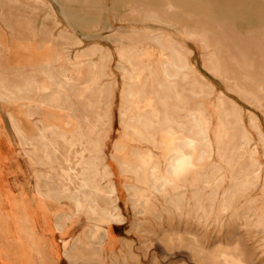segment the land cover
I'll use <instances>...</instances> for the list:
<instances>
[{
    "label": "rangeland",
    "instance_id": "1",
    "mask_svg": "<svg viewBox=\"0 0 264 264\" xmlns=\"http://www.w3.org/2000/svg\"><path fill=\"white\" fill-rule=\"evenodd\" d=\"M3 1H6L5 3L6 5L8 4V6L11 4L13 7H18V9H12V12L15 14L16 12L23 13L24 5L35 7L37 15H35L34 19H32L34 25L36 27L45 26V28H50L52 35L49 38L32 36L26 26L19 32L16 30L12 32L6 31L0 19V110L6 116L9 131L8 133H5L4 127L0 124V264H213V259L221 262V255L223 252H227L228 259L229 254L234 250L231 245V243H233L234 236L238 239V251L242 254V258L246 260L248 264H264V214L262 213L264 212V193L261 192H264V186L262 185L264 179L260 178L258 182L251 186L247 191L237 193L233 196L228 209L221 206L223 199L227 198V188L232 185L233 182L230 178H227V176H229L227 175V165L225 166L221 160V155L227 154L228 148L227 136H222L218 133L220 132L219 120L221 119V106L219 105L218 94L220 93L219 96H225L226 99L228 97L234 102L233 104L241 110V124L249 134V139L248 142H246V145L249 150H253V152H255L259 168H261V173L264 172V157L262 152L263 148L259 145V137L257 133H260L263 138L264 97H262L261 100H255L242 94L239 89L229 90L231 88L222 78L213 74L211 71L209 72V70L204 66L203 59L206 52H203L198 44H195L191 39H181L178 37L175 27L171 29L168 28L167 31L175 39L181 41L192 50L190 61L193 63L194 69L197 73L208 82L212 92L209 96L191 98L189 104L187 103V106H184L185 110L183 108V111H181L182 107L176 104L175 107L177 110L180 109L179 111H181L182 117L179 118V122L173 118V123L175 121L176 122L174 124L172 123V125H176V127L178 126L180 128L183 126V128H185L187 126V120L185 119L187 118V112L193 108L197 110L198 116H200V113L201 115L203 114L201 117L205 114L203 119H206L204 124L205 129L207 128L206 136L208 135L207 140L208 137L210 139V142H208L212 146L213 151L212 154L210 153L204 159V164L200 162L191 165L193 166L192 168L191 166H186L189 168H187V171H185L186 167L183 169L186 174L182 172V175L180 174L179 176L174 177L173 184L167 185L165 191L161 193H146L147 198L149 197V202L147 203L148 205H135L131 201L132 194L137 191H141L142 188H146V184H143L135 178L133 179V177H128V173L121 174V171L128 167L124 162L126 161L132 163L135 161L134 155L149 152L155 156V158L152 157V159L159 161L154 160L153 163L156 164L158 162L161 166L166 157L174 149L175 142L183 139L184 133L181 131H174V127L171 126L170 128L162 129L158 133L159 138L163 141V147L156 149L152 142L147 140L145 141V139L138 137L139 135H137L136 132L125 127V123L123 124L121 121L122 118L126 117V115L122 112V101L125 99H122L121 96L125 79L123 77L124 69L121 67V61L119 58L121 52L120 48L124 44H129V41L127 39H123L122 42L119 43L114 40L111 41V39L107 38L90 39L85 38V36L87 33L97 34L98 32H100L99 34H106L110 36L116 34L118 32V28L123 27L131 28L141 25L158 27L156 23L148 21L143 22L140 25V22L133 23L132 21L127 22L119 20L123 13L127 12L135 5L137 6L141 4L143 6H151L156 3H154V1H151L153 2L152 4L151 2L142 3L138 0H102V3L109 9L110 14L116 19L112 22L113 24L111 26L103 30L101 29V25L106 23L108 18L107 10H102L104 11L102 12L99 8L98 10H100V14H98V16L100 15L99 20L101 21L98 20V22H95L97 24H92V26H90V24V27H84V29L75 20L67 18L66 14L69 11L77 12L80 9L79 6H81V4H83V6H81L82 9L85 7L81 0L78 1L79 4L81 3L80 5L76 1L73 3L66 2V4L63 0V2L61 0ZM251 3L254 5H263L264 11V0H251ZM74 9L77 10L75 11ZM4 10L6 12V7ZM47 10L52 13L54 12L53 15L55 14L54 17L57 21L55 25L52 23L51 19L44 16ZM24 15L12 17L11 20H19L24 24L30 20ZM256 25L258 24H251L247 27L239 28L242 31L245 29L253 30L257 28ZM64 27L70 33L82 38V43L76 47L65 46V49H62L63 44L60 40L56 39V36L62 29H64ZM92 27L99 28H94V30ZM88 28H90V30L92 28L93 30L90 31ZM4 32L7 33L5 34ZM38 39H41V46H38ZM92 42L101 44L104 50H109L110 61L106 72L108 79L103 77L104 79L101 80V83L98 84L96 88H88L89 90L85 85L79 84L73 89L71 95H74L73 101L76 105L75 108H78L77 115L79 114L78 116H80L81 114L82 116L83 112H85L84 114L87 117V120L84 118L81 122H78L82 127V129L78 130V132L83 131L91 135L92 142H89L91 150L95 148V140H99L101 155L111 172L110 177L114 186L112 196L115 197H113V199L115 200V204L117 203L116 206L120 213V217L118 218V223L115 222L107 227L108 233L106 235L103 236L100 231L101 233L97 232L95 234V238L86 239V232L92 228L90 225V218L93 214L82 211L77 212L74 215H70L65 207L62 205L60 206L56 203V201L49 198L45 189L47 186L48 188L49 186H51L50 188L68 186L73 191L74 186L77 185V181L73 184L70 183V185L58 177V174L61 173V169L56 165L55 157L62 159L61 154H65L67 152L66 144L64 145L60 140H57V146L58 149H60V152L57 151L54 155L52 153L53 146L50 144L51 142H54L55 139V136L50 134L54 132L53 130H56L54 126L66 125L68 127L64 132H67L68 130V132L70 131L69 133H73L75 131L77 132V130H73L75 129V121H73L72 118L69 119L70 117L65 116L63 112H60L52 107H48L43 110L38 108V104L36 102L25 105L21 99L22 95L15 92L13 87L20 83L24 77H28L33 79L37 86L40 87L38 89V97L50 92V88H42L45 85H47L45 87H48L49 85L38 67L43 61L50 62L51 69L58 68V65L61 64L60 66L63 68L73 70L75 80L78 79L77 75H82V63L80 58H86L83 56L80 57L82 55L81 50H86L93 44ZM147 43L148 41H140L137 44V48L144 53V58L153 61L161 59V51L150 42V44ZM123 52V58L125 60L134 58L132 55L135 51L127 49ZM127 52L129 53V58H126ZM74 54L78 55V59L74 58ZM53 56L57 59V61L54 62ZM92 58L97 59V56H93ZM51 59L53 61H51ZM129 67L130 66H128V69H130ZM232 70L234 69L232 68ZM96 71L97 69L94 68L92 75H94ZM108 81L111 86V94L108 103L106 104L108 117L107 120L101 122L103 124H100L99 122H95L96 119L94 117L97 118L96 113L103 108V105H101L100 102L99 92L101 91V86ZM243 86H245L248 90L252 89V85L249 83H243ZM81 90H83L84 93H82ZM85 90L86 93H88V91L91 92L92 90V92L89 93L91 95L94 93L93 96L89 93L87 95ZM40 92L43 93L41 94ZM83 95H87L88 97L90 96V99H84ZM145 99L141 103L142 107L145 109L153 111V109H156L159 106L162 107L161 104L158 105L157 103H154L152 96L146 97ZM90 103L93 105L92 107H89L91 106ZM96 106H99L100 109ZM89 113L92 114L90 115ZM207 118H209V121ZM88 120L96 123L97 127L99 126L100 128H92L93 126H90L91 123ZM97 121H99L98 118ZM151 121L153 122L152 124ZM49 122H51L50 124L52 126H50ZM149 122V129H154L148 130V132L150 133L152 131L151 133H155L157 129V122L153 119ZM100 125H102V127ZM72 127L73 131L70 130ZM218 128L219 130H217ZM40 129L42 131H40ZM43 132L49 134V136L45 137V139H43L40 134ZM39 137L42 139L41 141H39ZM219 137H223V139ZM218 138L220 141H218ZM116 144L118 145L117 148ZM45 150L48 151L50 158L54 161L53 163L49 162L50 165H48L49 163H45L46 161L43 160ZM75 150H79V147ZM73 155L74 152H70L71 158H73ZM16 160L24 167V178L33 182L32 186L27 185L28 190H31V192H29L28 199H25V191L22 190L19 185L20 182H18L15 177L10 178V182L7 180V175L11 174L13 169L16 167ZM43 161L45 162L43 163ZM72 164L74 163L72 162ZM63 166L65 169L67 168L65 163H63ZM214 166H220L221 169L224 167L222 172L225 174L223 179L219 181L220 183L211 184L214 186L217 185L218 187L216 188L218 190L214 188V186H212V189L209 190L211 185H205L207 187L205 188L201 173H204V175L210 173L214 169ZM127 169L134 170V167L131 166ZM261 179H263V181H260ZM144 180L145 183L148 181L145 178ZM103 183H105V181H103ZM13 188H18V195H15ZM197 188L200 189L198 190ZM40 191H42L43 195ZM209 191L212 193L214 192V199L212 200H209V198H211ZM224 191H226V193ZM191 193H193V195ZM196 195L198 196L196 197ZM89 197H91L90 199L88 198L89 202L94 203V197ZM172 197H174L175 200ZM196 199L200 202H197ZM176 200L178 202H175ZM224 201L227 204V199ZM171 203H173L172 206L170 205ZM210 203L211 206L208 207ZM206 204L208 210L206 209ZM139 209L140 211L142 210V212L138 211ZM233 213L239 215L245 213L253 223L249 227H244L241 221V226L233 228L228 220ZM89 215L91 217H89ZM261 218L263 219L261 220ZM257 219L258 222H256ZM57 220L61 230H58L56 227ZM62 221L63 223H61ZM77 238H82L84 241L91 240L88 243V248L84 250L88 255L86 260L81 258L72 260L65 257L62 253L64 248L63 240L67 242L65 247H69L70 244ZM94 252H98L99 255H92Z\"/></svg>",
    "mask_w": 264,
    "mask_h": 264
},
{
    "label": "bare ground",
    "instance_id": "2",
    "mask_svg": "<svg viewBox=\"0 0 264 264\" xmlns=\"http://www.w3.org/2000/svg\"><path fill=\"white\" fill-rule=\"evenodd\" d=\"M63 1L65 3L66 2L73 3L75 1L78 3L79 0H63ZM138 1L142 3L143 2L148 3L154 1V3L156 4L153 5L152 4L153 2H151L152 4L151 6H143L141 4L137 6L135 5L132 8H130L127 12L123 13L121 17L119 16L120 17L119 20L127 21V22L132 21L133 23L140 22V25L141 23L148 21V22L156 23L158 27H148L145 25L134 26L131 28L123 27V28H118V32L117 33L115 32L116 34L112 32L114 35H110V36L106 34L102 35L99 34L100 32H98L97 34L87 33L85 38H90V39L107 38V39H111V41L114 40L115 42H119V43L122 42L123 39H127L129 41V44L126 45L124 44L120 48L121 52L119 58L121 61V67L124 69L123 77L125 79L124 88L121 93L122 99L123 98L125 99L124 101H122V105H123L122 112L126 115V117L121 119L123 124L125 123V127L136 132V134L139 135L138 137L145 139V141L147 140L152 142L154 147H156V149L163 147V141L162 139L159 138V133H158L162 129L170 128L171 126L174 127V131H179V132L181 131L184 133L183 139H180L177 142H175L174 149L166 157V159L164 160L161 166L158 163L159 162L158 160L152 159V157L155 158V156L149 152H143L134 155L135 161L132 163L123 161L125 164H127L128 166L127 168L133 166L134 170L132 169L129 170L121 165L123 168H125L122 171L120 170L121 174L128 173V177H133V179L135 178L141 181L143 184H146V188H142L141 191L135 192L134 194H132L131 197V201L133 204L145 206L149 202L148 201L149 197L147 198L146 193L148 192L161 193L165 191L167 185L173 184L174 177H177L180 174L182 175V172L186 174V172L183 171V169H185L186 166H191L200 162L203 163V161L205 163L204 159L210 153L212 154L213 151L212 146L209 144L210 139L208 137L207 140L208 135L206 136L207 128L205 129V125H204L206 119L205 120L203 119L205 114L203 117H201L203 115V114L201 115V113L199 114L200 116H198L197 110L193 108L192 110L187 112V118H185L187 120V126L185 128H183V126H181L180 128L178 126L176 127V125H172L173 118H175V120H178L179 122V118L182 117L181 111H183V108L185 110L184 106H187L186 105L187 103L189 104L191 98L209 96L211 95L212 92L208 82L201 75L197 73V71L194 69L193 63L190 61V55L192 54V50L189 49L186 45H184L181 41L175 39L167 31L168 28L171 29L175 27L178 37H180L181 39H191L195 44L196 43L198 44V46L203 52H206L203 59L204 66L209 70V72L211 71L213 74L222 78L225 81V83H227L231 88L229 90L239 89L241 93L244 94L245 96H248L255 100H261L262 97H264V68H263L264 67V11H263V5H254L251 3V0H138ZM5 2L6 1L0 0V19L6 31L12 32L16 30L19 32L26 26V28L30 31V34L32 36H37V37L40 36L43 38L51 37L52 32L50 28H45V26L36 27L34 25L32 19H34V16L37 15L35 7L24 5L23 13L16 12L15 14L14 12H12V9H18V7L17 8L16 6L13 7L11 4H10L11 6L10 5L8 6V4L6 5ZM81 2L84 3L86 7V8L84 7L85 9L81 8L83 4L80 3L81 6H79L80 7L79 10L81 11L79 10L77 12L69 11L70 13L68 12L66 16L68 19H73L77 23H79L83 27V29L84 27L87 28L90 24H91L90 26H92V24H97L95 22H98V20L100 19V15L98 16V14H100V10H98L99 8L101 9V11L102 10L108 11V18L106 20V23L101 25V29L103 30L107 29L109 26L113 24L112 22L116 20L115 17H113L110 14V11L105 6V4L102 3L103 2L102 0H81ZM73 5H77V4H73ZM5 7H6V12L4 10ZM53 13L47 10L44 16L46 18L51 19L52 23L55 25L57 21L54 17L55 14L53 15ZM23 15L27 16L30 19L28 20V22L24 24L19 20H15V21L11 20L12 17L23 16ZM251 24H258L256 25L257 28L253 30L245 29L244 31L240 30L239 28V27H247ZM92 28L91 30L97 27H94L93 29ZM88 29L90 30V28ZM56 39L62 42L63 44L62 49H65V46L76 47L82 43V38L70 33L67 29H65V27L57 34ZM40 40L38 41V46H41ZM140 41H148V43L150 42L151 44H153L158 50L161 51L162 58L154 61L144 58L143 56L144 53L137 48V44ZM102 47L103 46H101V44L95 42L91 46H89L86 50H81L82 55L80 57L83 56L86 58H80L82 63L81 64L82 75H77L78 79L76 80L73 70L65 69L62 66H60L61 64L58 65V68L51 69L50 62L48 61H43L41 63L39 62L40 64L38 67L41 73L44 75L43 77L46 78L47 84H49L48 87H45L47 86L45 85L42 88L51 89L50 92H48L47 94H43L38 97L37 94H39L38 89L40 87L37 86V84L34 82L33 79H30L28 77H24L20 83H18L13 87L15 92H18L22 95L21 99L23 100L25 105H29L36 102L38 104L37 105L38 108H41L43 110L47 109L48 107H52L60 112H63L65 116L70 117L69 119L72 118L73 121H75L74 124L75 129H73V127L70 128V130L72 129L77 130V132L75 131L73 133L72 132L69 133L70 131L68 132V130H67L68 133L64 132L68 127L66 125L54 126L56 130H53L54 132L52 131L53 133L50 134L54 135L55 139L54 142H51L50 144L53 146V150H52L53 155L57 151L60 152V149H58L57 146L58 144L57 140H60L64 145L66 144L67 152L65 154H61L62 159L55 157L56 165L61 169V173L58 174V177L62 179V181L64 180L66 181V183L69 184L70 183L73 184L75 183V181H77V185L74 186L73 191L68 186L61 188H57V187L50 188L51 186H49L48 188L47 186V188L45 189L49 198L56 201V203H58L60 206L62 205L63 207H65L70 215H74L77 212H82V211L93 214L92 217L89 215V217H91L90 225L92 228H90L86 232L85 235L86 239L95 238V234L100 231L102 232L103 236L106 235L108 233L107 227L117 222L118 218L120 217V213L117 210V206H116L117 203L115 204V200L113 199L114 196H112L114 186L110 177L111 172L108 166L106 165V163L104 162L103 156L101 155V147L99 144V140L97 141L95 140V145H94L95 148L91 150L89 145V142L91 141V135L83 131L78 132V130L82 129L81 125L78 122H81V120L84 118L85 120H87V117L84 114L85 112H83V115L85 116L83 115L81 116V114L80 116H78L79 114L77 115L78 108L77 109L75 108L76 105L73 101L74 95L73 96L71 95L73 89L79 84L85 85L87 89L88 88L93 89L96 88V86L101 83V80L104 79L103 77L106 78L108 77L106 72L110 61L109 50H104ZM127 49H129L130 51H135V53L132 55V57L134 58H131L129 60H125L123 58V54H124L123 51ZM128 54L129 53L127 52L126 58L127 57L129 58ZM74 55H75L74 58L78 59V55L76 54ZM93 56H97V59L92 58ZM140 58H144V59H140ZM51 61L53 60L51 59ZM55 61H57V59L54 57V62ZM128 66H130L129 67L130 69H128ZM226 67H227V73H226ZM94 68L97 69V71L94 75H92ZM232 68L234 70H232ZM243 83L251 84L252 89L248 90L245 86H243ZM110 90H111V86L109 81L106 82L103 86H101L99 97H100L101 105H103V108L99 110L98 113H96L99 121H97V118L92 115L96 119L95 122H99L100 124H103L101 122L107 120L108 117L106 104L108 103L111 94ZM81 91L82 93H84L83 90ZM89 92L90 91H88V93ZM40 93L42 94L43 92ZM88 93L86 94L88 95ZM93 94L90 95L93 96ZM219 94H218L219 97L218 100L220 103L219 105L221 106V112H220L221 119L219 120L220 130L219 128L217 130L220 131L218 133L221 134L222 136L225 135L227 136V148H228V153L225 155L222 154L221 160L225 166L227 165V175H229L227 176V178H230L233 182V184L227 188V193L226 191H224L227 194V198H225L227 199V204L224 201L225 199H223V202L221 203L222 207L224 208L226 207L225 209H228L230 207V202L233 199V196H235L237 193H242L244 191H247L251 186L255 185L260 178L264 179V172L261 173L260 171L261 168H259V163L257 161L255 152L247 148L246 142H248L249 134L246 132L244 126L241 124L242 121L241 110L236 105H234L233 104L234 102L230 100L228 97L226 99L225 96L223 95L219 96ZM84 95H83L84 99L85 98L90 99V96L88 97L86 95L87 96L86 97ZM149 96L153 97L154 103H157L158 105L161 104L162 107L159 106L158 108L153 109V111L142 107L141 103L146 97ZM176 104L182 107L181 111H179L180 109L178 110L176 109L175 107ZM92 106L93 105L89 107ZM98 109H100V107ZM152 119L157 122V126H156L157 129L155 133H151L152 131L150 133L148 132V130L154 129V128L149 129L150 128L149 121ZM207 119L209 121V118ZM88 121L91 123L90 126H93L92 128L98 129L99 126L97 127L96 123H93L90 120ZM50 123L51 122H49V124ZM152 123L153 122L151 121V124ZM50 126L52 125L50 124ZM100 126L102 127V125ZM44 129L47 130L46 128ZM40 131L42 130L40 129ZM40 134L43 139L49 136V134L44 132ZM257 134L259 137V138L257 137L259 139V141L258 139L257 141L259 142V145H261V147L263 148L262 152L264 157V140H263L264 136L262 138L260 133ZM219 138L223 139V137H219ZM219 138L218 141H220ZM41 140L42 139H40L39 141ZM117 146L118 145L116 144V148ZM77 147H79V150H75ZM72 151L74 152L73 158L70 157V152ZM43 160L46 161V162L43 161V163L54 162L50 158L47 150H45L44 152ZM154 160L158 162L154 164L153 163ZM72 162L74 164H72ZM50 163L48 165H50ZM63 163L67 165L66 169L64 168ZM198 165H202V164H198ZM192 167L193 166H191V168ZM187 168L188 167H186L185 171H187ZM222 169L220 168V166L218 167L214 166V169L210 173L206 175H204V173H201V177H203L202 180L204 181V186L205 185L210 186L211 184H216L221 179H223L225 173L222 172ZM144 178L148 180L146 181V183ZM263 179H261L260 181H263ZM103 181H105V183H103ZM262 185L264 186V181ZM212 186L214 185H211V188L209 187L210 188L209 190L212 189ZM178 187L180 186L178 185ZM216 187L218 186L217 185L214 186V188ZM205 188L207 187L205 186ZM261 192L264 193L263 191ZM40 193L42 194V191H40ZM209 193L211 198H209L208 196L206 197H208L209 200L214 199L213 198L214 192L212 193L209 191ZM191 194L193 195V193ZM89 196L94 197L95 200L94 203L89 202V199L91 198ZM197 196L198 195H196V197ZM172 198L174 199V197ZM198 201L199 200H197V202ZM175 202L178 201L176 200ZM172 204L173 203H171L170 205L172 206ZM210 206L211 203L208 207ZM208 207L206 204L207 210ZM138 211H140V209ZM140 212H142V210ZM262 213L264 214V212ZM240 215L233 213L231 214L230 218H228L233 228H237L241 226L240 225L241 221L244 227H249L253 223L251 222L247 214L244 213ZM262 219L263 218H261V220ZM256 222H258V219ZM61 223H63V221ZM56 227L58 230L60 229L58 220L56 221ZM233 238L234 240L233 243H231V245L233 246L234 250L229 254L228 259H227V252L226 253L223 252L221 255L222 256L221 262H218L219 261L218 259H217L218 261H215L213 259L214 260V261L212 260L213 264H248L246 260L242 258V254L238 251L239 243L237 237L234 236ZM89 241L91 240L84 241L82 240V238H77L70 244L69 247H65L67 242L63 240L64 248L62 253L65 257L70 258L72 260H77L79 258L86 260L88 258V255L85 253L84 250L88 248ZM93 254L99 255L98 252H94L92 253V255Z\"/></svg>",
    "mask_w": 264,
    "mask_h": 264
},
{
    "label": "crops",
    "instance_id": "3",
    "mask_svg": "<svg viewBox=\"0 0 264 264\" xmlns=\"http://www.w3.org/2000/svg\"><path fill=\"white\" fill-rule=\"evenodd\" d=\"M0 117H1V125L4 127L5 129V133H8V125H7V120H6V116L3 112H1L0 110ZM24 167L22 166V164L16 160V167L13 169V172L11 174L7 175V180L8 182H10V178L15 177L16 180H18V182H20V186L22 188L23 191H25V199H28V195L29 192H31V190L29 191L27 188V185H33V182H31L30 180H26V178H24ZM22 176V177H21ZM13 191L15 193V195H18V188H13Z\"/></svg>",
    "mask_w": 264,
    "mask_h": 264
}]
</instances>
